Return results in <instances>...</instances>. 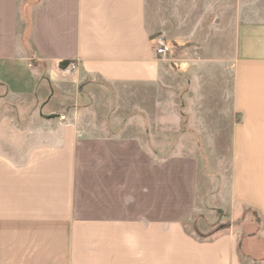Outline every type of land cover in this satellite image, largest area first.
Masks as SVG:
<instances>
[{"label": "crops", "instance_id": "1", "mask_svg": "<svg viewBox=\"0 0 264 264\" xmlns=\"http://www.w3.org/2000/svg\"><path fill=\"white\" fill-rule=\"evenodd\" d=\"M153 11L0 0V264H264V0ZM168 117L189 121L175 147L202 157L159 154ZM248 209L257 232L239 229ZM220 213L232 223L213 238L186 227Z\"/></svg>", "mask_w": 264, "mask_h": 264}, {"label": "rangeland", "instance_id": "2", "mask_svg": "<svg viewBox=\"0 0 264 264\" xmlns=\"http://www.w3.org/2000/svg\"><path fill=\"white\" fill-rule=\"evenodd\" d=\"M147 3H148V11H149V9L150 10L152 9V11L154 10L153 12H155V10H158V11L159 10L160 11L165 10L164 11L165 15L167 16V19L169 20L170 11H171V0H147ZM159 34L164 35L169 41V38L166 36V34L163 31L154 34V38ZM173 47H174L173 51L175 53L177 51L178 47L174 43H173ZM164 59L171 60V56H168L167 58H164ZM34 60H35L36 64H42L41 60H39L37 58H35ZM36 60H38V61H36ZM64 75L66 76L67 74H64ZM180 108H182V107H180ZM183 110L184 109H182V111ZM132 112L130 114H131V116H134V114ZM173 122L176 123V124H174L175 127L178 126L179 124H181L182 135L172 136L170 134L171 124ZM188 122H189L188 120H182V121L173 120L172 121L169 119V117L167 119H164L163 127L166 128L168 133L166 132V130H164V134L162 136L157 137V143H159L160 146H162V148L164 149L162 151V153H159V154H161L164 158L171 156V155H176V154H180L183 156H193V155L197 156L198 155V156L202 157L203 153L191 152V151H180L175 147V144L177 143L178 140L182 139L183 141H185L187 138H189L185 134L186 131H184V129H186L188 127L187 126ZM114 123H116L117 127H120L121 126L120 124L122 123V121L120 120V121H116ZM151 127H154V126L149 121L132 120L130 122L131 136L132 137L139 136V134H138L139 128H143V129L146 128V130L148 131L147 132L148 134L141 135L143 140L145 142H148V143L155 142L154 137L152 135H150V132H149V129ZM206 159H208V158H206ZM206 161H207L206 163H208V160H206ZM202 164H203V162H202ZM202 168H203V166H202ZM214 170L216 171V169H214ZM220 215H221V213H220ZM246 217L251 218L252 222L251 221L245 222L239 228L240 230L246 231L247 233H250V232H257V230H259L262 227V220L256 211H253L252 209L246 210L244 218H246ZM194 220H195L194 223L192 220H188L186 222V227L188 228L189 231L195 233L196 236L199 238H213L222 232H226L230 228L231 223H232L231 220H228L227 218L223 217V215H221V217L218 221L211 218L210 215L196 216ZM241 222L242 221H239L237 223L241 224ZM257 242H258L257 246L261 250L260 252L264 253V241H262V240L258 241L257 240Z\"/></svg>", "mask_w": 264, "mask_h": 264}, {"label": "built area", "instance_id": "3", "mask_svg": "<svg viewBox=\"0 0 264 264\" xmlns=\"http://www.w3.org/2000/svg\"><path fill=\"white\" fill-rule=\"evenodd\" d=\"M173 43L168 41V39L159 34L154 38V51L156 55L162 58H167L168 56H173L174 54ZM78 71V63L72 61L66 67L62 69L63 74L72 75Z\"/></svg>", "mask_w": 264, "mask_h": 264}, {"label": "trees", "instance_id": "4", "mask_svg": "<svg viewBox=\"0 0 264 264\" xmlns=\"http://www.w3.org/2000/svg\"><path fill=\"white\" fill-rule=\"evenodd\" d=\"M69 63H70V61H68V60L62 61V62L60 63V66L64 68V67H66ZM219 212H220V211H219ZM241 220H242V219L236 220L235 223H237V222H239V221H241Z\"/></svg>", "mask_w": 264, "mask_h": 264}]
</instances>
